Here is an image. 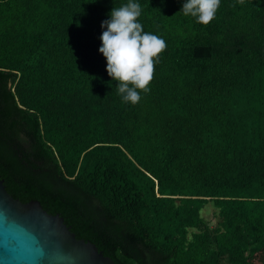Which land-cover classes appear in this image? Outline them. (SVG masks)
<instances>
[{
	"label": "trees",
	"instance_id": "16d2710c",
	"mask_svg": "<svg viewBox=\"0 0 264 264\" xmlns=\"http://www.w3.org/2000/svg\"><path fill=\"white\" fill-rule=\"evenodd\" d=\"M166 49L122 103L100 36L127 0H0V177L117 264H264V0H134ZM213 203L214 226L203 216Z\"/></svg>",
	"mask_w": 264,
	"mask_h": 264
},
{
	"label": "clouds",
	"instance_id": "9594fccd",
	"mask_svg": "<svg viewBox=\"0 0 264 264\" xmlns=\"http://www.w3.org/2000/svg\"><path fill=\"white\" fill-rule=\"evenodd\" d=\"M221 0H185L181 13L207 26L219 9ZM243 4L244 0H238ZM142 9L134 0L113 7L109 19L101 23L106 29L100 36L99 52L106 59L108 76L117 82V94L122 103L137 104L141 93L150 91L155 65L167 45L164 39L145 31L139 21Z\"/></svg>",
	"mask_w": 264,
	"mask_h": 264
},
{
	"label": "water",
	"instance_id": "95a60500",
	"mask_svg": "<svg viewBox=\"0 0 264 264\" xmlns=\"http://www.w3.org/2000/svg\"><path fill=\"white\" fill-rule=\"evenodd\" d=\"M0 264H117L78 239L60 214L40 201L14 198L0 177Z\"/></svg>",
	"mask_w": 264,
	"mask_h": 264
},
{
	"label": "rangeland",
	"instance_id": "374dc122",
	"mask_svg": "<svg viewBox=\"0 0 264 264\" xmlns=\"http://www.w3.org/2000/svg\"><path fill=\"white\" fill-rule=\"evenodd\" d=\"M215 212L216 208L213 206V203L207 204L202 211L203 216L206 218V220L210 223L211 226H214L218 221Z\"/></svg>",
	"mask_w": 264,
	"mask_h": 264
}]
</instances>
